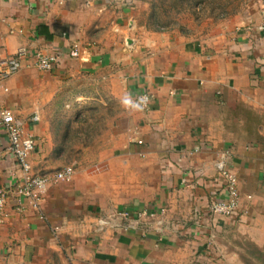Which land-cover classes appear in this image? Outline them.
I'll use <instances>...</instances> for the list:
<instances>
[{"label":"crops","instance_id":"0c3cea01","mask_svg":"<svg viewBox=\"0 0 264 264\" xmlns=\"http://www.w3.org/2000/svg\"><path fill=\"white\" fill-rule=\"evenodd\" d=\"M137 3L0 0L6 55L21 47L67 52L74 43L88 49L87 59L66 58L51 72L25 60L0 97L36 139L33 174L73 166L62 162L64 126L48 113L59 91L53 84L88 74L108 80L99 103L114 112L78 147L87 162L73 166V181L51 185L40 211L17 193L23 173L0 129V186L8 190L0 264H213L208 250L230 224L264 249V0L252 24L192 37L148 30ZM140 91L152 97L150 109L123 104ZM226 154L240 191L235 222L210 212L222 197L216 163ZM159 208L165 213L144 218L137 231H98L103 215Z\"/></svg>","mask_w":264,"mask_h":264},{"label":"rangeland","instance_id":"374dc122","mask_svg":"<svg viewBox=\"0 0 264 264\" xmlns=\"http://www.w3.org/2000/svg\"><path fill=\"white\" fill-rule=\"evenodd\" d=\"M140 22L148 30L175 32L186 37L206 35L222 31L226 26L238 28L253 22V17L263 0H137ZM136 3L133 5L135 6ZM252 24V23H251ZM108 69V68H107ZM61 81V80H59ZM61 84H53L58 93L53 96V109L48 113L57 116L58 128L66 131V165L83 167L87 159L82 157L80 145L93 142L95 135L105 130V120L112 111L101 108L108 80L98 81L92 75L78 76ZM69 105L68 108L64 106ZM62 106V107H61ZM102 117V120L99 118ZM99 120V122H98ZM214 215L213 213H211ZM217 216V215H215ZM225 218V217H224ZM237 221L238 218H225ZM234 226V227H233ZM235 224L212 244L208 250L213 264H264V249H258L238 235ZM114 233V232H113ZM219 234V232H218ZM220 235V234H219Z\"/></svg>","mask_w":264,"mask_h":264},{"label":"built area","instance_id":"2783aa9c","mask_svg":"<svg viewBox=\"0 0 264 264\" xmlns=\"http://www.w3.org/2000/svg\"><path fill=\"white\" fill-rule=\"evenodd\" d=\"M87 56V47L84 48L79 43L72 44L67 52H64L59 46L40 49L35 52L21 47L12 55H6L0 46V97L8 93V80L21 70L23 62L27 59H33L34 63L32 65L37 70L51 72L60 68L66 58L84 60L87 59ZM131 103L132 105H137L135 107L148 110L151 108L152 97L147 92L140 91L133 96ZM33 120L37 121L38 116H34ZM0 129L8 138V152L13 156L23 173L17 186V193L22 200L28 202V206L40 211L49 187L53 184L71 183L74 179L75 169L73 166H66L62 170L49 175L40 176L33 174L30 157L36 149V139L26 132L24 123L17 119L13 110L3 106L1 103ZM139 144H142V142L139 141ZM1 163L2 149H0V177ZM228 165V154L222 156V160L216 163L218 181L222 188V197L215 196L210 205V212L225 218H238L240 199L238 179ZM7 196L8 190L0 186V222L5 217ZM164 213L165 209L159 208L153 212L144 211L134 217L135 214L130 211L118 210L98 218V231H111L114 233L137 231V229L142 227L144 218L155 219L157 215H163ZM143 230L145 233L146 228Z\"/></svg>","mask_w":264,"mask_h":264},{"label":"clouds","instance_id":"9594fccd","mask_svg":"<svg viewBox=\"0 0 264 264\" xmlns=\"http://www.w3.org/2000/svg\"><path fill=\"white\" fill-rule=\"evenodd\" d=\"M123 104H124L125 106H127V105L131 104V101H130L129 99H125V100L123 101ZM133 106L135 107V106H137V105H133Z\"/></svg>","mask_w":264,"mask_h":264}]
</instances>
